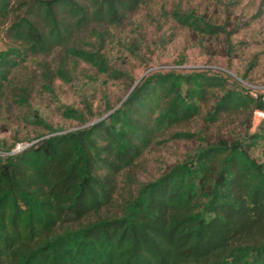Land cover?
Instances as JSON below:
<instances>
[{
    "label": "trees",
    "instance_id": "obj_1",
    "mask_svg": "<svg viewBox=\"0 0 264 264\" xmlns=\"http://www.w3.org/2000/svg\"><path fill=\"white\" fill-rule=\"evenodd\" d=\"M147 1L0 0V98L28 104L30 83L15 72L30 58L64 53L54 71L43 62L48 88L51 73L66 78V57L108 68L84 41ZM256 112L264 94L209 69L145 74L106 116L73 130L31 112L27 120L47 131L21 149L0 148V264H264V157L254 154L264 117L249 131ZM63 114L85 122L72 106ZM198 119L206 129H193ZM163 137L195 147L139 181V161Z\"/></svg>",
    "mask_w": 264,
    "mask_h": 264
},
{
    "label": "rangeland",
    "instance_id": "obj_2",
    "mask_svg": "<svg viewBox=\"0 0 264 264\" xmlns=\"http://www.w3.org/2000/svg\"><path fill=\"white\" fill-rule=\"evenodd\" d=\"M185 14L225 30L202 32L179 19ZM83 44L86 50L102 56L108 68L82 57H66L62 60L68 70L66 78L51 73L48 88L43 62L54 71L64 58L60 51L47 58H30L15 72L18 83H30L28 104L0 98V148L21 149L28 140L47 131L27 120L31 112L52 127L66 130L100 120L110 107L124 100L142 76L154 71L209 69L233 86L253 95L264 94V0H149L121 23L90 33ZM6 47V40L0 39V51ZM65 105L78 109L85 122L66 117ZM263 117V112L254 113L250 132L259 127ZM206 126L198 119L193 129ZM234 127L235 134L243 135V128ZM164 137L139 161V181L156 178L195 147L190 141ZM254 154L264 157V147L256 148Z\"/></svg>",
    "mask_w": 264,
    "mask_h": 264
},
{
    "label": "water",
    "instance_id": "obj_3",
    "mask_svg": "<svg viewBox=\"0 0 264 264\" xmlns=\"http://www.w3.org/2000/svg\"><path fill=\"white\" fill-rule=\"evenodd\" d=\"M132 88H133V87H132ZM132 88H131V89H132ZM131 89H130V91H131ZM130 91H129V92H130ZM129 92H128V93H129Z\"/></svg>",
    "mask_w": 264,
    "mask_h": 264
}]
</instances>
